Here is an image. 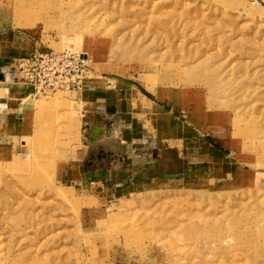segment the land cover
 <instances>
[{
	"label": "rangeland",
	"instance_id": "obj_1",
	"mask_svg": "<svg viewBox=\"0 0 264 264\" xmlns=\"http://www.w3.org/2000/svg\"><path fill=\"white\" fill-rule=\"evenodd\" d=\"M2 34L82 55L172 131L138 140L168 176L133 181L123 120L100 128L82 91L24 101L29 135L0 130V264H264L262 2L0 0Z\"/></svg>",
	"mask_w": 264,
	"mask_h": 264
},
{
	"label": "crops",
	"instance_id": "obj_2",
	"mask_svg": "<svg viewBox=\"0 0 264 264\" xmlns=\"http://www.w3.org/2000/svg\"><path fill=\"white\" fill-rule=\"evenodd\" d=\"M259 1L264 4V0ZM30 43L32 47L28 48L24 38L19 35H0V130H4L7 136L16 138L27 137L32 129V119L23 103L31 97L26 86L12 81L8 77L7 70L12 61L28 57L41 49L34 46L32 42ZM72 98L83 105V113H86L89 108L96 109L95 105H100V108H97L98 113L95 120V122H101L98 123V126L101 125L100 128L103 127V124H115V118L124 121L125 125L121 128L122 137L120 138H128L126 142L129 145L130 154H132L129 157V163L135 168L143 166L139 172L136 170L137 173L132 177L133 181L141 179L152 182L168 176L163 168H160L152 176H147V169L161 166V164L158 165L161 157L158 153H154L155 156H151L152 158L138 153L140 143L138 140L142 135L148 133L154 139H164L165 141L172 131L171 125H169L171 117L168 116L161 103L159 104L138 89L129 90L123 86H112L111 88L107 87V83L99 82L98 79L90 83L85 80L80 96L76 97L75 95ZM78 151L74 150L71 153L72 160L79 156H85L84 148Z\"/></svg>",
	"mask_w": 264,
	"mask_h": 264
},
{
	"label": "built area",
	"instance_id": "obj_3",
	"mask_svg": "<svg viewBox=\"0 0 264 264\" xmlns=\"http://www.w3.org/2000/svg\"><path fill=\"white\" fill-rule=\"evenodd\" d=\"M88 72L87 59L82 55L53 49H40L16 59L7 70L8 77L26 86L33 99L82 91Z\"/></svg>",
	"mask_w": 264,
	"mask_h": 264
}]
</instances>
